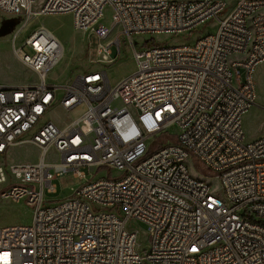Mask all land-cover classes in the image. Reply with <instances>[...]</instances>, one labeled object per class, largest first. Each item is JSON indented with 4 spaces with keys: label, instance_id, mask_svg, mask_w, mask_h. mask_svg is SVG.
<instances>
[{
    "label": "built area",
    "instance_id": "1",
    "mask_svg": "<svg viewBox=\"0 0 264 264\" xmlns=\"http://www.w3.org/2000/svg\"><path fill=\"white\" fill-rule=\"evenodd\" d=\"M35 3L0 0L1 12L22 19L13 53L35 75L0 82V184L10 182L0 196L33 208L30 225L0 228V264H264V137L246 141L242 124L264 61V0ZM58 13H71L77 30L102 40L101 59L111 57L113 43L121 53L119 35L103 42L120 30L137 69L115 84L106 71L90 70L48 83L63 43L45 25L19 35L32 19ZM210 20L216 32L194 43L137 48L133 40L191 33ZM60 109L65 119H48ZM173 127L175 139L159 138ZM22 144L38 148L39 161L10 162ZM192 159L216 174L219 194L192 174ZM101 168L110 173L95 177ZM69 172L80 186L48 199L54 179ZM133 221L145 224L147 248H138Z\"/></svg>",
    "mask_w": 264,
    "mask_h": 264
},
{
    "label": "rangeland",
    "instance_id": "2",
    "mask_svg": "<svg viewBox=\"0 0 264 264\" xmlns=\"http://www.w3.org/2000/svg\"><path fill=\"white\" fill-rule=\"evenodd\" d=\"M46 0H36L35 9H39ZM229 5H234L236 0H228ZM112 8L107 6L104 12V20L109 23L112 18ZM22 19L15 16H8L0 11V82L4 83H25L35 81L34 73L21 63L13 53V36L21 26ZM45 25L63 43L64 56L62 60L48 73V83L63 85L81 72L106 71L112 84H115L132 74L137 69L133 48L130 40L120 34L116 29L103 40L107 42L115 40L118 35L122 41V50L118 54L116 43L111 45V57L117 56V60L111 63L108 55L100 58L98 45L102 41L95 34L89 31L77 30L74 26V17L71 13H58L43 15L30 21V26L26 30H21L19 41L25 39L35 28ZM218 28L217 20H210L208 23L199 26L191 33L168 34L166 32H156L154 34H141L133 37L135 46L139 48L144 45L154 43L187 44L194 43L199 37L209 33H215ZM19 44V42H18ZM26 51L32 53L29 47ZM256 86V102L243 115V130L245 140L251 141L258 137H264V61L260 63L254 72ZM65 112L59 110L49 118L63 120ZM178 134L176 127L170 128L166 134H159V138L172 137L175 139ZM54 155H48V158ZM40 159L38 148L30 144H22L12 149L9 154L10 162H37ZM192 174L203 175L208 183L212 185L213 192L219 194L221 191L220 180L216 174L207 170L202 164L194 159L187 162ZM87 171V170H86ZM89 174V170L87 171ZM110 173L108 168H101L95 177L107 176ZM118 174L116 171L113 175ZM90 175V174H89ZM10 182L0 184V191L7 188ZM57 185V192H47L48 199L59 200L70 196L81 184V179L75 177L72 172L60 175L54 179ZM33 220V208L24 199L16 200L0 196V228L11 225H30ZM131 227L138 230L137 243L139 249L147 248L149 245V234L144 223L131 222Z\"/></svg>",
    "mask_w": 264,
    "mask_h": 264
}]
</instances>
